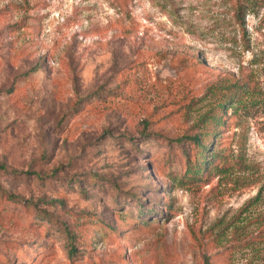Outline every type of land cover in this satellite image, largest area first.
<instances>
[{"label": "rangeland", "instance_id": "obj_1", "mask_svg": "<svg viewBox=\"0 0 264 264\" xmlns=\"http://www.w3.org/2000/svg\"><path fill=\"white\" fill-rule=\"evenodd\" d=\"M0 264H264V0H0Z\"/></svg>", "mask_w": 264, "mask_h": 264}, {"label": "trees", "instance_id": "obj_2", "mask_svg": "<svg viewBox=\"0 0 264 264\" xmlns=\"http://www.w3.org/2000/svg\"><path fill=\"white\" fill-rule=\"evenodd\" d=\"M248 3H258L260 0H244ZM244 7V5H242L241 3H239L238 5V10L241 11L242 8ZM226 101L222 100V98H220V102H218V106L223 108L226 105ZM205 118L203 117L201 121H204ZM216 123H220V120H215ZM189 138L190 140H192L194 142L195 145V159L192 158L190 156V154L188 153V150H185V158H186V166H187V172L190 174V178L191 180H193V182H197L200 180L201 175L204 173V171L206 170L207 167V162H208V145L206 146L205 143V138L202 134H196L194 136L188 137L186 136V139ZM210 138V136H206V139ZM183 179V178H182ZM181 179V180H182ZM137 220H139L138 216L135 218V223L137 222ZM68 245L69 247V252L71 256H74L78 249L76 247L77 245V238L75 236H73V234H71V232H69L68 234Z\"/></svg>", "mask_w": 264, "mask_h": 264}]
</instances>
